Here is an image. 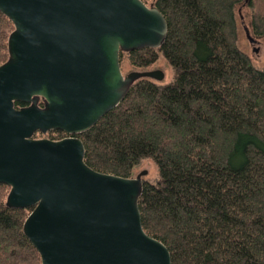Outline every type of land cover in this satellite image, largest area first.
<instances>
[{"label":"trees","instance_id":"trees-1","mask_svg":"<svg viewBox=\"0 0 264 264\" xmlns=\"http://www.w3.org/2000/svg\"><path fill=\"white\" fill-rule=\"evenodd\" d=\"M240 1L155 0L166 38L127 57L146 68L161 53L172 80L139 79L78 135L96 171L130 177L142 159L155 163L138 206L144 231L168 248L171 264H264V70L237 44ZM248 6L253 34L264 35V0ZM12 29L0 12V64ZM8 190L0 183V264H41L23 233L30 209L7 207Z\"/></svg>","mask_w":264,"mask_h":264},{"label":"water","instance_id":"water-1","mask_svg":"<svg viewBox=\"0 0 264 264\" xmlns=\"http://www.w3.org/2000/svg\"><path fill=\"white\" fill-rule=\"evenodd\" d=\"M0 12L13 25L0 64V183L7 207L30 209L23 233L41 264H171L141 224L147 171H96L78 137L139 79L164 80L120 66L122 53L161 47L164 16L142 0H0ZM51 130L68 136L34 137Z\"/></svg>","mask_w":264,"mask_h":264},{"label":"rangeland","instance_id":"rangeland-1","mask_svg":"<svg viewBox=\"0 0 264 264\" xmlns=\"http://www.w3.org/2000/svg\"><path fill=\"white\" fill-rule=\"evenodd\" d=\"M155 0H145V3L148 6L153 5ZM249 0H241L240 3L235 8V17L237 21V44L239 48L244 51V53L250 58L252 64L260 70H264V35L256 36L253 34L250 27V15L251 10L248 6ZM250 34L251 37L255 39V44L249 41L247 38L246 32ZM257 49L258 52L255 50ZM120 66L123 74H127L131 71H142V70H154L160 69L164 72V80L162 82H157V84H166L172 80L173 71L171 66L165 60L161 53L158 54V59L152 65L146 68H136L132 66L128 60L127 53H122V57L120 58ZM152 82H155L152 80ZM35 138L48 137V134L37 136L34 134ZM66 137V136H65ZM61 138H64L62 136ZM60 138V139H61ZM57 140V139H56ZM146 170L147 174L143 177L144 181H155L157 177V167L155 163L149 159L145 158L140 161V163L135 166L132 170V174L130 177H134L141 171ZM9 191V190H8Z\"/></svg>","mask_w":264,"mask_h":264},{"label":"flooded vegetation","instance_id":"flooded-vegetation-1","mask_svg":"<svg viewBox=\"0 0 264 264\" xmlns=\"http://www.w3.org/2000/svg\"><path fill=\"white\" fill-rule=\"evenodd\" d=\"M65 136H68V135L66 134ZM65 136H64V137H65Z\"/></svg>","mask_w":264,"mask_h":264}]
</instances>
